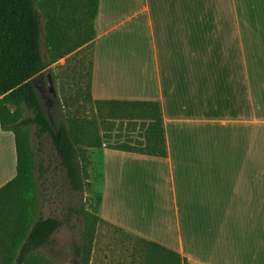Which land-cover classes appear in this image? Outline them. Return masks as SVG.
<instances>
[{
  "label": "crops",
  "instance_id": "1",
  "mask_svg": "<svg viewBox=\"0 0 264 264\" xmlns=\"http://www.w3.org/2000/svg\"><path fill=\"white\" fill-rule=\"evenodd\" d=\"M94 31L91 98L157 103L166 145L100 149L99 218L187 264H264V0H98ZM15 173L0 128V188Z\"/></svg>",
  "mask_w": 264,
  "mask_h": 264
},
{
  "label": "trees",
  "instance_id": "2",
  "mask_svg": "<svg viewBox=\"0 0 264 264\" xmlns=\"http://www.w3.org/2000/svg\"><path fill=\"white\" fill-rule=\"evenodd\" d=\"M75 10L79 12L78 22L71 19ZM97 10L98 0H0V128L12 133L16 154L15 176L0 188V264H59L61 259L53 249V235L63 226L73 230V216H85V223L90 217L79 208H68L62 219L43 217L42 178L46 169L37 160L31 140L32 136L37 140L43 137L49 140L69 189L82 192L87 183V150L106 148L105 139L99 136L97 119L95 116L90 121L71 118L64 112L53 126L39 100L33 79L44 75V70L63 57L59 52L73 40L67 29L72 21L81 28L74 36L81 31L87 36L67 53L91 43L95 36ZM42 18L45 21L46 57L41 53ZM87 77L88 100L95 106L96 113L106 115L108 120L141 122L138 128L140 141L107 149L165 157L159 105L155 102L93 100L90 95L91 58ZM135 127L132 125L131 131ZM99 178H102L101 169ZM96 199L99 211L101 198L98 195ZM81 234L80 244L73 245V254L80 264H87L93 228L85 224ZM131 237L134 245L128 264H187L175 252Z\"/></svg>",
  "mask_w": 264,
  "mask_h": 264
},
{
  "label": "rangeland",
  "instance_id": "3",
  "mask_svg": "<svg viewBox=\"0 0 264 264\" xmlns=\"http://www.w3.org/2000/svg\"><path fill=\"white\" fill-rule=\"evenodd\" d=\"M78 16L79 12L75 10L71 19L78 22ZM44 23L42 18L41 53L46 57ZM67 29L73 40L59 52L63 57L44 70V75L33 79L37 95L49 121L54 126L58 116L61 117L64 112L71 118L81 120L90 121L95 116L99 136L105 139L106 148H115L122 144L133 145L140 141V131H138L140 121L134 119L108 120L106 115L101 116L100 112L96 113L95 106H92L88 100L87 90V74L92 47L88 44L67 53L75 46H79L81 40L87 36L82 31L78 36H74L76 31L81 30L74 21ZM46 71L49 72L52 81L51 91L47 86ZM53 76L57 79L53 80ZM147 124L148 122H145V125ZM132 125L136 126L134 131H131ZM31 144L37 160L41 161L42 167L46 169L42 178L45 192L43 217L62 219L68 208L83 209L87 215H90L86 223L85 216L71 217L74 229H70V226H63L53 235V249L59 253L61 259L59 264H80L79 258L73 254V245L80 244L85 224L88 228H93L87 264H128L130 262L128 260H131L129 258L131 246L134 245L132 235L117 230L114 225L110 227L102 223L97 210L96 198L98 195L104 194L103 178H99L100 167L103 164V159L98 153L100 150H87L89 158L86 166V187L84 191L76 193L69 189L64 172L49 140L46 137L37 140L32 136ZM128 191L131 193V189ZM128 191L124 192V196H129ZM129 203L130 201H128ZM96 217L97 220L94 219Z\"/></svg>",
  "mask_w": 264,
  "mask_h": 264
},
{
  "label": "water",
  "instance_id": "4",
  "mask_svg": "<svg viewBox=\"0 0 264 264\" xmlns=\"http://www.w3.org/2000/svg\"><path fill=\"white\" fill-rule=\"evenodd\" d=\"M45 75H46V77H47V86H48V88H49V90L51 91V83H52V81H51V78H50V75H49V72H45Z\"/></svg>",
  "mask_w": 264,
  "mask_h": 264
}]
</instances>
